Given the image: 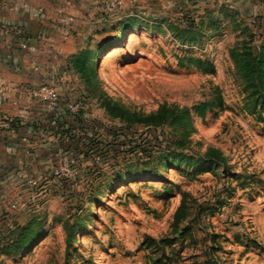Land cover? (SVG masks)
Returning a JSON list of instances; mask_svg holds the SVG:
<instances>
[{"label": "rangeland", "instance_id": "374dc122", "mask_svg": "<svg viewBox=\"0 0 264 264\" xmlns=\"http://www.w3.org/2000/svg\"><path fill=\"white\" fill-rule=\"evenodd\" d=\"M239 1L157 0L86 38L69 99L135 141L79 155L0 264H264V0Z\"/></svg>", "mask_w": 264, "mask_h": 264}, {"label": "crops", "instance_id": "0c3cea01", "mask_svg": "<svg viewBox=\"0 0 264 264\" xmlns=\"http://www.w3.org/2000/svg\"><path fill=\"white\" fill-rule=\"evenodd\" d=\"M121 1L119 11L107 20L104 0H0V93L7 94L0 103V232L15 228V221L27 216V205L35 208L46 197L44 192L55 187L56 180L49 176L51 157L76 144L66 133L68 127L78 126L66 107L72 95L68 90L73 89L69 65L86 48V38H96L101 28L115 25L117 19L123 22L129 15L144 19L145 13L159 11L157 0ZM23 42L36 51L23 49ZM52 80L58 100L51 104L34 100L30 92ZM55 111L60 112L59 129L50 122ZM11 119L12 125L6 122ZM27 124L37 126L34 133L26 131ZM79 150L76 144L66 153L79 160ZM40 175L43 185L33 201L35 188L27 180ZM15 201L23 202L19 210L10 207Z\"/></svg>", "mask_w": 264, "mask_h": 264}, {"label": "built area", "instance_id": "2783aa9c", "mask_svg": "<svg viewBox=\"0 0 264 264\" xmlns=\"http://www.w3.org/2000/svg\"><path fill=\"white\" fill-rule=\"evenodd\" d=\"M106 3V11L108 13L107 20H111L112 16L119 11V9L122 6L121 0H104ZM21 47L23 49H30L31 51H36V48L34 46H31L27 42H23L21 44ZM31 96L34 98V100L45 103V104H51L58 100L59 95L57 93L55 84L52 81H47L43 84H41L36 89L32 90L30 92ZM7 99V94L2 91L0 93V103H2L4 100ZM67 111L75 117V119L78 122V126L74 128H69L70 132H66L70 139L74 140L76 142L77 146L79 147V155H94V151L98 149V146H102L100 152L105 151L108 149V145L103 140L113 138V133L111 128L104 127L102 124H99L94 119L91 118V115L88 114L84 107L82 106V102L80 100H70L68 98V101L66 103ZM59 118H60V112L55 111L53 112L51 116V123L56 126L57 129H59ZM15 120H7L6 122L12 125L11 123ZM35 128L37 126L35 124H27V132L29 134L34 133ZM74 132V133H73ZM64 133V134H66ZM107 134V136L105 135ZM75 134V135H74ZM93 140V143H91ZM95 142H97L95 144ZM100 142V143H99ZM66 154H60L59 156H52L50 163V174L49 176L51 178L56 179H66V180H72L79 175V160L75 158V156L71 153ZM74 156V157H73ZM104 158V156H102ZM98 162V161H97ZM43 177L40 175L39 178L31 177L27 180V184L32 186L34 189V197H32L33 201L36 200L37 197V188H40L43 183L42 180ZM32 204V201L30 202ZM23 206V202H13L11 203L10 207L13 210H19ZM29 206V204L27 205Z\"/></svg>", "mask_w": 264, "mask_h": 264}, {"label": "trees", "instance_id": "16d2710c", "mask_svg": "<svg viewBox=\"0 0 264 264\" xmlns=\"http://www.w3.org/2000/svg\"><path fill=\"white\" fill-rule=\"evenodd\" d=\"M80 54L77 56V58H79ZM75 60H73L72 62L74 63ZM162 110H164V108H162ZM111 130H112V133H113V138H111L110 141H109V139H105L103 141L106 142V144L108 145V149H111V151L113 153L116 152L117 154L121 155L120 154L121 153L120 151H122V150H120V148L123 149L126 146V144L133 143V141H135V139L133 138V136L136 133V131H133L129 127H119V128H113L112 127ZM105 135L107 136L106 133H105ZM142 141H144V140L141 137V145L140 146L143 147L144 144H143ZM91 143H93V140H92ZM96 143L97 142H95V144ZM136 149L137 148H135V147L132 148V150H136ZM107 150L102 151L103 156L106 155V151ZM211 157L214 160V158H215L214 155L213 156L211 155ZM187 207H188L187 194L184 193L183 196H182V199H181V203L178 206V208H177V210L175 212V215H174V222H173V224H174V226H175L176 229H178L180 227L181 223L186 218V215H187Z\"/></svg>", "mask_w": 264, "mask_h": 264}, {"label": "water", "instance_id": "95a60500", "mask_svg": "<svg viewBox=\"0 0 264 264\" xmlns=\"http://www.w3.org/2000/svg\"><path fill=\"white\" fill-rule=\"evenodd\" d=\"M246 3H247V0H240L239 2L236 3L235 6H236L238 9L242 10L243 7H245Z\"/></svg>", "mask_w": 264, "mask_h": 264}]
</instances>
